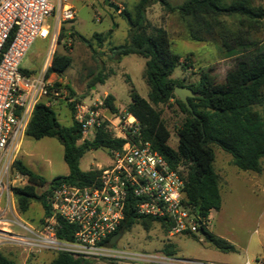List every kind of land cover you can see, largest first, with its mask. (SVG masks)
<instances>
[{"label": "trees", "instance_id": "obj_1", "mask_svg": "<svg viewBox=\"0 0 264 264\" xmlns=\"http://www.w3.org/2000/svg\"><path fill=\"white\" fill-rule=\"evenodd\" d=\"M154 1L184 21L187 40L196 43L210 40L220 53L234 59V65L223 82L219 83L210 73H203L197 83L187 87L195 93L193 98H188L191 111L175 94V88L186 87L182 80L173 78L178 66L187 68L182 61L183 56L172 49L165 30L148 32L146 9L151 0H140L134 16L120 10L119 14L131 22L133 29L130 43L114 50H119V56L135 54L146 59L145 79L150 89L149 100L131 89V102L126 112L138 119L143 139L150 142L172 167H184V203L193 215L207 219L222 206L221 179L215 168L212 144L230 154L232 164L239 170L256 174L263 171L264 40L257 34L264 26V0H186L180 5H173L169 0ZM66 36L67 30L63 28L60 40ZM74 36L75 33H71V37ZM95 37L103 41L100 34H95ZM72 61L69 55L56 53L48 73L60 76L71 67ZM97 82L105 83L101 75ZM55 86L60 87V84ZM65 87L71 96L75 95L69 85ZM173 100L187 114V119L176 131L179 138L176 148L169 145L171 132L156 108ZM115 101L112 95H108L104 103L112 112H119ZM62 104L70 110V124L62 125L57 109L40 103L35 108L26 136L37 141L57 139L64 148V161L69 173L54 177L48 188L39 194L38 189L44 188L47 180L20 160L15 161V171L28 180L26 186L12 188L21 215H25L32 204L39 203L44 217H49V197L57 187L62 184L84 187L96 182L101 173L99 170L83 171L80 168V161L87 152L102 148L110 152L124 144V140L115 139L105 127L99 130L92 142H80L81 127L74 120L73 105ZM137 203V199L128 197L125 217L118 230L122 235L136 225L149 230L156 223H161L169 231L164 221L138 215ZM58 223L57 237L73 241L76 228L60 218ZM202 228L206 241L215 249L223 253L236 252L234 245L215 236L209 228ZM191 236L195 237V234ZM164 252L170 256L177 254L171 245L166 246ZM93 261L58 253L50 264H93ZM0 264L16 262L0 252Z\"/></svg>", "mask_w": 264, "mask_h": 264}, {"label": "built area", "instance_id": "obj_2", "mask_svg": "<svg viewBox=\"0 0 264 264\" xmlns=\"http://www.w3.org/2000/svg\"><path fill=\"white\" fill-rule=\"evenodd\" d=\"M75 19V8L67 0H58L57 4L54 0H0V199L3 193L6 197L11 195L13 172L20 176L13 165L40 103L49 108L72 104L74 120L81 127L80 142H92L105 127L115 139L124 140V144L110 151L111 162L99 169L101 173L93 185L62 184L53 190L49 197L51 214L40 229L19 220L9 202L7 209L13 213L16 224L31 237L15 235L10 230L8 236H0L3 244L18 246L28 254L69 253L115 264H226L139 252L111 243L124 220L129 196L138 200V215L164 221L170 236L200 234L203 226L209 227L204 217L193 215L184 203L183 169L172 167L143 139L140 123L133 114L112 112L104 103L107 95L88 101L76 94L71 96L66 85L55 81L58 75L48 73L58 45L68 49L72 43L66 24ZM63 28L67 36L60 40ZM47 39L50 45L44 68L33 74L24 63L35 42ZM20 177L17 179L20 182L27 180ZM58 218L76 228L73 241L57 237ZM244 264H264V257L248 259Z\"/></svg>", "mask_w": 264, "mask_h": 264}, {"label": "rangeland", "instance_id": "obj_3", "mask_svg": "<svg viewBox=\"0 0 264 264\" xmlns=\"http://www.w3.org/2000/svg\"><path fill=\"white\" fill-rule=\"evenodd\" d=\"M74 6L76 19L66 27L75 33L68 49L63 44L58 45L57 53L69 55L72 58L71 67L62 75L56 76V82L69 85L74 93L86 101L103 99L104 93L115 98V105L121 115L131 102L130 91L134 89L142 98L149 100V86L145 79L146 59L132 54L119 56V50L130 43L133 26L130 21L112 9L104 8L105 0H67ZM173 5H180L186 0H169ZM57 4L58 0H54ZM118 5L120 10H126L135 15V7L140 0H110ZM264 4V3H263ZM112 16V17H111ZM148 32L157 29L167 32L172 49L183 56L186 69L178 66L173 78L182 80L186 87L197 83L203 73H210L219 83L224 81L227 72L233 67L234 59L224 56L218 47L207 40L202 43L186 39L184 21L174 13L165 9L161 3L151 0L146 9ZM95 34H100V42ZM264 40V26L257 34ZM50 39L38 40L33 45L24 63L31 73L38 74L44 68L49 50ZM105 83L97 82L98 77ZM171 132L169 145L176 148L179 142L177 129L187 119L176 101L156 107ZM59 121L62 125L71 122L70 110L62 103L57 107ZM215 152V168L220 175V192L222 206L219 211L211 215L209 229L212 233L235 246L236 252L223 253L215 249L205 237L200 234L170 236L164 225L156 223L149 230L136 225L124 233L116 242V247L145 253L165 254L166 246L174 247L180 259L203 262H219L226 264H244L248 259L264 257V190L259 186L264 183L263 174H252L239 170L232 164V156L216 144L211 145ZM36 174L44 177L48 184L39 188L38 193L44 192L50 181L56 176L69 173L64 161V148L57 139L43 138L34 140L25 138L22 150L17 158ZM111 162V155L107 149L91 150L80 161L83 171L99 170ZM264 164V159H263ZM184 169V167H182ZM14 172L11 176L15 180L13 187H23V181ZM6 201V195H2ZM0 206V211H2ZM1 213V212H0ZM19 220L27 222L36 229H40L44 217V210L39 203L32 204L30 210L21 215ZM10 225L0 223V228H9L15 235L31 237L20 228L13 216H8ZM2 232H9L2 230ZM1 242V240H0ZM0 251L13 258L14 253L20 254L23 248L0 244ZM13 251V252H12ZM27 253V252H25ZM28 254V253H27ZM29 260L36 258L39 253H31ZM54 253L45 251L39 260L31 264H50ZM28 257V256H27ZM93 264H110L112 261L95 260ZM116 264H125L117 262Z\"/></svg>", "mask_w": 264, "mask_h": 264}, {"label": "crops", "instance_id": "obj_4", "mask_svg": "<svg viewBox=\"0 0 264 264\" xmlns=\"http://www.w3.org/2000/svg\"><path fill=\"white\" fill-rule=\"evenodd\" d=\"M108 96V93H104V95H103V97L104 96ZM118 108V107H117ZM215 162H216V160H215ZM262 164H263V160H262ZM252 174H256V173H253V172H251ZM261 174H263L262 176H264V164H263V171H262V173ZM258 175V174H257ZM264 178V177H263ZM23 181V187L24 186H26L27 184H28V181L27 180H21V182ZM263 190H264V183L263 184H261V185H259ZM6 199L8 200H6V201H4L3 199H0V206H2V211H0L1 213H0V223H2V224H5V225H10V222H9V220H8V216H13L14 217V215H13V213L12 212H10L9 211V209H7V204L9 203V202H11V204H13V208L15 207V209H16V211H17V213H18V209H17V205H16V200H15V197H14V195H13V193L11 192V195H7V197H6ZM13 212H14V210H13ZM2 230H7V231H10L9 230V228H7V227H5V228H0V236H8V234L6 233V232H2ZM211 230V229H210ZM211 232H212V230H211ZM0 240H1V242H0V244L2 245V246H5V244H3V241H2V239L0 238ZM7 245V244H6ZM1 253H3L2 251H0ZM13 252V251H12ZM4 254V253H3ZM13 254H14V257L13 258H11V257H9V256H7V255H5V256H7V257H9L10 259H12L13 261H15L16 262V264H31V263H33V262H35V261H38L39 260V256L41 255V254H43V252L42 253H39V255L36 257V258H34L33 260H29V255L27 254V253H25V251H23V252H21L20 254H16V253H14L13 252ZM28 256V257H27ZM55 256H56V254L54 255V258H53V260L55 259ZM52 260V261H53ZM51 261V262H52ZM50 262V263H51Z\"/></svg>", "mask_w": 264, "mask_h": 264}, {"label": "water", "instance_id": "obj_5", "mask_svg": "<svg viewBox=\"0 0 264 264\" xmlns=\"http://www.w3.org/2000/svg\"><path fill=\"white\" fill-rule=\"evenodd\" d=\"M103 7L112 9L115 12H120V7L118 5L110 2V0H105ZM175 94L180 99V101L182 103H184L188 107V109H190L192 111V108L190 107L189 102H188V98H193L195 96L194 91L190 88H187V87H177V88H175ZM200 235L205 236L203 228L200 229ZM121 236H122V233H120V232L116 233L112 237L111 243L115 244L121 238Z\"/></svg>", "mask_w": 264, "mask_h": 264}, {"label": "bare ground", "instance_id": "obj_6", "mask_svg": "<svg viewBox=\"0 0 264 264\" xmlns=\"http://www.w3.org/2000/svg\"><path fill=\"white\" fill-rule=\"evenodd\" d=\"M211 219V217H208L207 219L204 218V222L206 223L207 225V222Z\"/></svg>", "mask_w": 264, "mask_h": 264}]
</instances>
